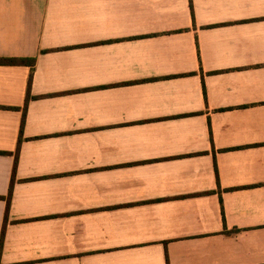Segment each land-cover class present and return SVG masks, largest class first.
Masks as SVG:
<instances>
[{
	"label": "crops",
	"instance_id": "1",
	"mask_svg": "<svg viewBox=\"0 0 264 264\" xmlns=\"http://www.w3.org/2000/svg\"><path fill=\"white\" fill-rule=\"evenodd\" d=\"M0 59V264H264V0H0Z\"/></svg>",
	"mask_w": 264,
	"mask_h": 264
},
{
	"label": "trees",
	"instance_id": "2",
	"mask_svg": "<svg viewBox=\"0 0 264 264\" xmlns=\"http://www.w3.org/2000/svg\"><path fill=\"white\" fill-rule=\"evenodd\" d=\"M17 62H23L22 60H16V59H0V63L4 64H14V63H17ZM34 63H35V60L33 59L32 60V64L30 65L32 67V72L30 74V77H29V86L32 82V73H33V66H34ZM12 187L13 185H11V188H10V192H9V195L7 197V210H9V205H10V200H11V195H12ZM4 236V234H3ZM3 236H2V239H3ZM1 250H2V242L0 243V255H1Z\"/></svg>",
	"mask_w": 264,
	"mask_h": 264
}]
</instances>
